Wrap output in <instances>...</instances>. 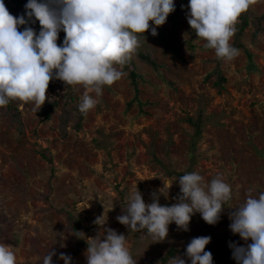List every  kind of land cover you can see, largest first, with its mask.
<instances>
[{
    "label": "rangeland",
    "instance_id": "rangeland-1",
    "mask_svg": "<svg viewBox=\"0 0 264 264\" xmlns=\"http://www.w3.org/2000/svg\"><path fill=\"white\" fill-rule=\"evenodd\" d=\"M175 3L184 6L178 24L167 18L157 33L176 52L150 31L138 34L139 47L130 65L134 78L125 66L120 69L123 76L95 97L97 103L84 115L81 129L71 125L62 134L61 114L70 96L60 80L50 81L51 102L46 100L39 111L19 103L20 130L13 112L0 107V244L12 248L16 264H42L50 250L56 252L53 264H63L61 252L72 257V264H87V247L78 242L68 213L79 217L84 242L99 232L103 236V228L93 221L104 214V227L125 235L136 264H149L170 243L185 251L194 237L209 236L207 246L223 247L233 237L231 208H225L216 225L207 224L199 213L189 231L170 224L168 238L161 242L143 231L129 232L116 219L134 191H140L146 203L152 202L153 193L161 205L177 202L178 178L168 176L166 168H189L192 119L202 121L193 172L205 183L223 177L232 193L226 207L264 192V31L255 36L251 24L243 35L235 33L230 43L239 55L225 62L204 47L205 41L188 24V0ZM250 9L264 14V0H256ZM64 35L59 33L58 45ZM140 53L148 54L155 65ZM219 77L224 81L218 82ZM72 88L80 104L83 88ZM54 100L58 103L51 105L47 119L42 112ZM164 184L167 198L158 191ZM210 252L214 264H236L232 256L227 260L230 247Z\"/></svg>",
    "mask_w": 264,
    "mask_h": 264
},
{
    "label": "clouds",
    "instance_id": "clouds-1",
    "mask_svg": "<svg viewBox=\"0 0 264 264\" xmlns=\"http://www.w3.org/2000/svg\"><path fill=\"white\" fill-rule=\"evenodd\" d=\"M255 2L188 0L186 19L196 36L205 41L204 47L228 62L239 55L230 43L239 17ZM24 8L23 15L13 16L0 0V107L18 100L39 111L46 100L51 102L47 89L50 81L57 79L83 88L78 107L86 115L103 88L123 76L120 69L139 47L138 34L150 31L157 35V28L175 11V0H27ZM37 21L38 32L28 26ZM61 31L65 35L58 45ZM177 183L180 195L170 206L161 205L156 193L152 202L146 203L140 191L132 192L117 221L129 232L143 231L161 242L168 238L170 224L189 231L192 217L199 213L207 224L216 225L225 208H231L229 229L245 241L244 246L229 244L232 258L236 264H264V192L249 195L236 207H226L232 193L220 175L205 183L197 172L185 173ZM165 188L164 184L158 191L167 198ZM93 223L104 231L103 236L99 232L87 240V264H136L125 235L104 227V214ZM210 241L209 236L192 238L184 252L187 259L177 255L168 264H214L212 253L206 250ZM55 255L50 250L42 264H53ZM59 259L72 264V257L63 252ZM0 264H16L14 251L5 244H0Z\"/></svg>",
    "mask_w": 264,
    "mask_h": 264
},
{
    "label": "trees",
    "instance_id": "trees-1",
    "mask_svg": "<svg viewBox=\"0 0 264 264\" xmlns=\"http://www.w3.org/2000/svg\"><path fill=\"white\" fill-rule=\"evenodd\" d=\"M15 3L14 5L11 4L10 2ZM27 3V0H4V4L7 7L8 10H11V14L13 16H20L23 15L25 10L23 9L24 4ZM13 5V6H12ZM13 7L16 8V12L12 13L13 11ZM183 10L182 6L178 3H175V11L173 13H171L168 16V19H170L175 25H177V20L179 18V15L181 13V11ZM263 22H264V14L262 15H256L252 12V10L249 8V10L245 13H243L240 17H239V21L236 24V34L237 36L239 35H243L244 31L246 30V28H248L251 24L255 25V31L254 34L255 36H258L260 32L264 31V27H263ZM35 30L38 32V24H31ZM30 26V25H28ZM23 26H21V29L18 30H22ZM157 37H159L160 39H162L165 42L166 48L169 50L174 51V53L176 52L175 47H173V44L171 42L165 41L164 37L162 36V34H157ZM237 43V38H236V42ZM237 46H242V44L237 43ZM140 56L144 59H146L150 64L155 65V63L151 60L150 56L147 54L145 55L144 53H140ZM220 62V60H217ZM131 61H129L126 65L125 68L129 69V71H131V75L134 78L135 73L132 71V69L130 68L131 65ZM57 80V79H53ZM224 81L223 77H219V81L221 82ZM135 84V82H134ZM65 87L67 89V94L70 96V103L69 100H67V104L68 107H66L61 114V130H62V134L65 136L67 133V129L69 126H73L75 129L79 130L81 129L82 126V122L84 119V115L79 111V102L77 103V101L75 102V100L77 99V96L73 93V88L72 86H67L65 84ZM20 101L18 100H10L9 103L6 106H3L1 108H7L9 111L13 112V118L15 119L16 122H18V128L19 130L22 127V123L20 120V111L18 109V105H19ZM58 102L56 100H54L52 102V104L48 105L46 107V109L42 112V114L46 115V118H50L51 116V105H56ZM74 119V121H72V119ZM191 123L193 124V127L195 128L194 134H193V138L191 139V143H190V158H191V164L189 166V168H186L184 171H177L175 169H169L166 168V174H168V176H175L176 178L179 179L180 176H182L185 173H191L193 172V167L195 165L196 162V158H197V144L201 135V128H202V121L199 118L197 121H194L193 119L190 120ZM73 122V123H72ZM44 156L47 157L46 153H43ZM162 164V163H161ZM193 167H192V166ZM68 218H69V222H70V227L73 230L74 234L77 237L78 242L83 246V247H87V242L82 241V231H83V227L81 225V221L79 219V217L72 215L71 213H68ZM233 234V233H232ZM240 241H243L238 234H233V237H229V239H227L226 244L221 247L220 249H215L212 246H206V250L207 251H215V252H219L221 250H228L229 249V244L230 243H235L238 244ZM184 250H182L181 248H177L174 244L170 243L168 244V248L165 251L160 252L159 256L153 257L149 264H168V260L174 256L177 255H184ZM229 258L227 260H230L232 253L229 252L228 254ZM132 258H134L132 256Z\"/></svg>",
    "mask_w": 264,
    "mask_h": 264
}]
</instances>
